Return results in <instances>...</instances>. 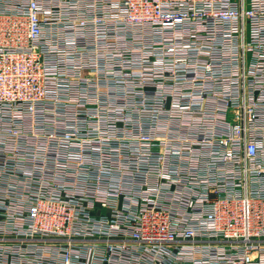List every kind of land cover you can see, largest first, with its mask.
Returning a JSON list of instances; mask_svg holds the SVG:
<instances>
[{"label":"built area","instance_id":"built-area-1","mask_svg":"<svg viewBox=\"0 0 264 264\" xmlns=\"http://www.w3.org/2000/svg\"><path fill=\"white\" fill-rule=\"evenodd\" d=\"M0 264H264V0H0Z\"/></svg>","mask_w":264,"mask_h":264},{"label":"rangeland","instance_id":"rangeland-1","mask_svg":"<svg viewBox=\"0 0 264 264\" xmlns=\"http://www.w3.org/2000/svg\"><path fill=\"white\" fill-rule=\"evenodd\" d=\"M133 70L129 67V69H128V76H129V78L130 77H132V75L130 74L131 72H132ZM145 74H147V73H145ZM148 74H151V73H148ZM95 77V76H94ZM147 78V77H146ZM149 79H152V77H148ZM100 79V76L99 75H97L96 76V78H94L91 82L92 83H95V81L96 80H99ZM90 85H97V86H95V89H96V91L97 92H99L100 90H105L106 89V87H104V86H102L101 87V85L100 84H90ZM147 87H149V88H151V87H153V84H152V81H148V82H146V84H145ZM90 87H92V86H90ZM94 87V86H93ZM105 93V92H104ZM106 95V94H105ZM97 103H92L91 102V104H88V105H84V107L85 108H88V107H95V106H98L99 104L98 103H101V100L98 98L97 99V101H96ZM94 104V105H93ZM124 106V105H123ZM122 106V107H123ZM97 114H95V115H91V116H88V117H92V118H97ZM123 119H124V117H122ZM114 123L116 124V125H121L122 123H123V121H121V120H118V121H115L114 120ZM130 124H136V122H129V125ZM88 126V125H87ZM130 127V126H129ZM32 128V127H31ZM30 131H24V130H22L21 129V132L22 133H25V134H32V131H31V129H29ZM123 136V135H122ZM117 136L116 138L117 139H122L123 137H130V136H127V135H125V136ZM117 141V140H116Z\"/></svg>","mask_w":264,"mask_h":264}]
</instances>
